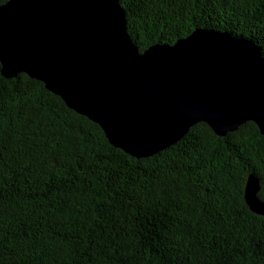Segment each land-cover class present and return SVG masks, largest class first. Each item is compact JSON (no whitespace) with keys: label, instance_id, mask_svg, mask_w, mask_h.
Masks as SVG:
<instances>
[{"label":"trees","instance_id":"1","mask_svg":"<svg viewBox=\"0 0 264 264\" xmlns=\"http://www.w3.org/2000/svg\"><path fill=\"white\" fill-rule=\"evenodd\" d=\"M7 0H0L4 3ZM140 50L197 28L251 40L264 56V0H120ZM0 61V264H264V135L199 122L137 158L27 73Z\"/></svg>","mask_w":264,"mask_h":264},{"label":"water","instance_id":"2","mask_svg":"<svg viewBox=\"0 0 264 264\" xmlns=\"http://www.w3.org/2000/svg\"><path fill=\"white\" fill-rule=\"evenodd\" d=\"M0 61L25 72L137 158L169 148L204 122L225 136L248 121L264 135V56L251 40L197 28L141 51L120 0H8L0 4ZM261 181L245 197L264 214Z\"/></svg>","mask_w":264,"mask_h":264},{"label":"rangeland","instance_id":"3","mask_svg":"<svg viewBox=\"0 0 264 264\" xmlns=\"http://www.w3.org/2000/svg\"><path fill=\"white\" fill-rule=\"evenodd\" d=\"M7 1H8V0H7ZM7 1H6V2H7ZM6 2H4V3H6ZM0 4H2V3H0ZM245 198H246V197H245Z\"/></svg>","mask_w":264,"mask_h":264},{"label":"bare ground","instance_id":"4","mask_svg":"<svg viewBox=\"0 0 264 264\" xmlns=\"http://www.w3.org/2000/svg\"><path fill=\"white\" fill-rule=\"evenodd\" d=\"M140 49V48H139ZM141 51H143V50H141ZM261 199V198H260ZM261 201H262V199H261Z\"/></svg>","mask_w":264,"mask_h":264}]
</instances>
